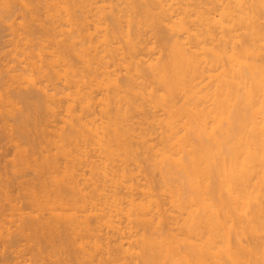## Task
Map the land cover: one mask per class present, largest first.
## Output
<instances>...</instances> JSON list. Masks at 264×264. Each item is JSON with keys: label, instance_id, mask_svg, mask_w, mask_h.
<instances>
[{"label": "bare ground", "instance_id": "bare-ground-1", "mask_svg": "<svg viewBox=\"0 0 264 264\" xmlns=\"http://www.w3.org/2000/svg\"><path fill=\"white\" fill-rule=\"evenodd\" d=\"M2 22L0 264H264V0Z\"/></svg>", "mask_w": 264, "mask_h": 264}, {"label": "rangeland", "instance_id": "rangeland-1", "mask_svg": "<svg viewBox=\"0 0 264 264\" xmlns=\"http://www.w3.org/2000/svg\"><path fill=\"white\" fill-rule=\"evenodd\" d=\"M1 24V23H0ZM4 24V22H2V24L0 25V44L2 45V48H0V51H1V53H0V59H5L6 57H5V51H7V48L10 46V44L8 45V43H9V36H8V33L7 32H10V29L8 28V27H6L5 26V24ZM2 25H3V27H2ZM8 28V29H7ZM8 30V31H7ZM7 34V35H6ZM11 37V36H10ZM5 43H7L6 45H5ZM0 45V46H1ZM5 45V46H4ZM11 47V46H10ZM9 47V48H10ZM8 48V49H9ZM4 50V51H3ZM7 53V52H6ZM2 55H4V56H2ZM5 57V58H4ZM1 62H3V60H1ZM0 62V63H1ZM5 62V61H4ZM0 68H2V67H0ZM0 77H1V75H0ZM0 80H2V78L0 79ZM2 82V81H1ZM22 104H23V102H21V107H22ZM25 107V106H24ZM24 107H22V108H24ZM0 150H1V152H4V150H5V152L4 153H6V154H8L10 151H11V148H9V146H4V149H3V147L2 148H0ZM7 151V152H6ZM0 152V154H2V155H4L3 153H1ZM12 152V151H11ZM10 152V153H11ZM2 155H0L1 157H2ZM9 156V155H8ZM5 157V156H4ZM7 158V157H6ZM2 159V158H1Z\"/></svg>", "mask_w": 264, "mask_h": 264}]
</instances>
